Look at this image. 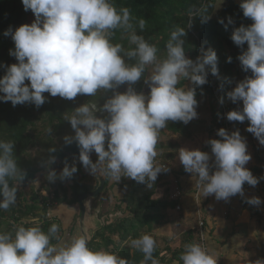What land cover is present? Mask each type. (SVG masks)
Listing matches in <instances>:
<instances>
[{
	"label": "clouds",
	"instance_id": "9594fccd",
	"mask_svg": "<svg viewBox=\"0 0 264 264\" xmlns=\"http://www.w3.org/2000/svg\"><path fill=\"white\" fill-rule=\"evenodd\" d=\"M21 4L34 20L3 32L13 41L9 55L16 63L3 65L0 102L40 108L49 96L69 101L78 96L92 98L64 116L73 130L72 135L62 137L64 144L75 142L79 164L89 174L102 173L117 182L126 177L151 188L158 175L169 170L155 163L160 131L169 121L187 125L198 118L196 86L207 84L209 74L219 77L213 48H201L195 60L185 54V29L191 27L193 17L198 16L202 24L211 19L208 5L193 12L186 27L177 26L170 32L161 56L155 44L138 34L145 29L146 20L134 23L129 8H117L115 0H21ZM239 8L251 23L234 27L230 38L242 49L237 56L241 70L251 75L226 92L229 101L242 102V106L223 116L229 122L247 120L245 130L264 146V0H239ZM218 23L227 30L234 20L226 16L218 18ZM116 30L127 33L129 47L113 42ZM226 61L231 63L232 57ZM141 80L148 86L147 94L134 87ZM121 86H125L123 91L118 90ZM100 96L105 97L103 103L97 102ZM218 102L223 104L224 98ZM47 134H52L51 127ZM216 134L220 139L205 141L211 156L198 148H181L179 163L196 177L202 197L227 202L239 195L247 204L259 207L264 203L260 197L244 194L245 183L255 187L260 180L246 167L252 159L246 138L239 129L221 127ZM48 151L55 153L56 148ZM210 160L215 166L212 171ZM55 162L56 156L49 155L44 165L50 182L71 179L78 171L76 163L65 160L58 173L50 167ZM26 176L14 155V142L0 139V210L15 205ZM59 230L53 223L47 231L39 225H20L14 233L0 231V264H129L115 252L90 247V238L83 235L63 245L54 244ZM129 245L143 254L141 264H158L152 235L131 238ZM180 260L182 264H217L197 242L185 245Z\"/></svg>",
	"mask_w": 264,
	"mask_h": 264
},
{
	"label": "trees",
	"instance_id": "16d2710c",
	"mask_svg": "<svg viewBox=\"0 0 264 264\" xmlns=\"http://www.w3.org/2000/svg\"><path fill=\"white\" fill-rule=\"evenodd\" d=\"M117 8H129L135 21L143 18L146 20L145 29L138 34L143 35L149 42L155 44L159 51V55L165 54V44L169 39L170 32L177 26L186 27L190 22L193 12L200 9L203 5H208V13L211 19L202 24L200 18L193 17L191 27H186L187 35L185 36V54L191 55L192 59H196L201 54V48L211 47L216 51L218 56L219 77L208 75V83L203 86H196V99L208 98L210 101V110L212 119H218V127L221 128V105L214 98V92L219 94V98H224V104L228 108L238 109L242 106V102L233 104L228 100L226 92L235 86V83L242 80L250 72L245 73L241 70L237 56L242 49L234 44L231 40V32L234 27L240 24L247 25L251 23L250 19L245 18L239 8V0H115ZM231 16L234 20L233 25H229L228 29L218 23V18ZM34 20L32 12L24 11L21 0H0V75L4 74L3 65L16 63L13 56L9 55V49L14 48L13 41L10 36H4L3 32L11 26L13 29L23 23H31ZM225 22H227L225 20ZM114 43H122L126 48L129 47L127 41V33L116 30L113 36ZM247 45H244L246 48ZM231 56L232 61L228 63L226 58ZM27 82V81H26ZM185 82V81H184ZM183 82V83H184ZM144 85L143 80L138 81L134 87L137 91H142ZM222 85V86H221ZM125 86H121L119 91H123ZM48 96L47 93H45ZM111 95V92L107 93ZM104 96L97 98L98 103H103ZM92 99L87 96H78L74 101L64 100L60 97H48V100L40 108H36L32 104H23L13 107L10 102H0V139L14 142V155L18 165L27 173L26 179L21 185L33 183L35 175L44 166L49 155H55L59 164L55 165L57 172L63 167L64 161L69 164L76 163L77 173L71 179H67L70 183V199L67 198V189L63 187V182L57 186L61 190L62 196L57 191L50 196H30V200H26L23 192L18 189L17 200L15 205L10 206L8 210H0V231L15 232L17 226L25 227L39 225L43 230L47 231L51 224L59 225L56 219H47L45 212L53 203L55 204H77V198L82 193H87L96 188H90L85 179L86 172L78 161V148L75 142L71 145H65L62 137L72 135L73 130L68 121L64 120L65 115H70L73 108L81 103ZM229 101V104L226 101ZM227 103V104H226ZM220 113V116H217ZM191 122L187 125L182 122L169 121L168 125L162 129L172 134L189 137L191 134ZM234 129L243 131L248 138L255 137L247 132L246 126L248 121L230 122ZM51 127L52 134H47V129ZM210 130V129H209ZM212 133V132H211ZM217 131L213 138L220 139ZM55 147V153H49L48 149ZM205 147L210 148L207 144ZM161 143H157L156 149H165ZM33 151V153H32ZM173 158V154L166 156ZM92 160L97 159L96 154H91ZM158 166H170L163 161ZM213 167L210 171L214 170ZM252 174L260 178V183H264L262 176L264 175V158L259 157L257 165L250 168ZM158 176L151 188L145 184H139L131 179L126 182V177H122L119 184L121 189L126 191L122 198L112 207V211L121 210L125 212L123 216L116 220H109L106 216L97 212V217L101 220V225L93 232L89 240V246L95 249H105L117 253L120 257L129 261V264H141L143 254L129 245L131 238H137L142 234H150L157 242L156 249L153 253L158 264H182L180 260L181 253L184 251L185 245L197 242L198 236L195 227L187 229L179 234L177 246H170L166 240L157 237L153 230L156 226H161L168 222L166 216L167 209L175 208V201L167 197L160 199L153 197L156 194V186L161 179L167 175L168 171ZM181 173V172H180ZM105 182L101 190L104 195L108 186L110 177L103 175ZM11 183H15L12 181ZM245 185H248L245 183ZM244 185V186H245ZM259 183L256 185L258 186ZM264 187V184H262ZM259 187V186H258ZM262 191V190H261ZM263 192V191H262ZM102 197V196H101ZM123 207V208H122ZM252 215L260 221L258 211L250 209ZM24 218L36 219L31 222ZM260 218V219H259ZM36 221V222H35ZM206 233L209 235V229L204 222ZM59 239H53L54 244H58L62 238L63 231L59 225ZM207 246V242H206ZM150 264V262H149Z\"/></svg>",
	"mask_w": 264,
	"mask_h": 264
},
{
	"label": "crops",
	"instance_id": "0c3cea01",
	"mask_svg": "<svg viewBox=\"0 0 264 264\" xmlns=\"http://www.w3.org/2000/svg\"><path fill=\"white\" fill-rule=\"evenodd\" d=\"M240 133L246 138L248 152L252 156L246 165L250 169L258 164L264 150L262 155V152L257 150L255 140L248 139L243 131ZM199 149L209 152L211 156L210 148L204 146ZM178 153L173 154L171 161V158L165 160L167 165H170L168 172L173 176L178 191L177 194L175 192L167 197L175 201V208L166 210L168 222L156 226L153 233L166 240L170 246H177L179 234L195 227L199 216L206 222L210 231L209 235L205 236V243L207 242V251L217 259V264H264V221L260 218L259 221L250 211L254 208L259 216L264 218L263 203L259 207L252 206L239 195L231 197L227 202L217 201L213 196L202 197L200 190L196 201V177H191L190 173L184 171L179 163ZM209 163L211 165L213 161L210 160ZM262 181L264 182L263 176ZM258 186H243L245 197L258 196L264 201V196L258 193ZM163 198L166 197H160ZM176 206H180V209L176 210ZM59 244L61 243L57 245Z\"/></svg>",
	"mask_w": 264,
	"mask_h": 264
},
{
	"label": "rangeland",
	"instance_id": "374dc122",
	"mask_svg": "<svg viewBox=\"0 0 264 264\" xmlns=\"http://www.w3.org/2000/svg\"><path fill=\"white\" fill-rule=\"evenodd\" d=\"M238 2V0H235ZM190 58H192L191 55H186ZM195 60V59H193ZM184 84H188L187 81L184 82ZM148 86L144 85L143 90L145 94L148 92ZM199 101V105L197 108L198 112V118L192 120V125L190 127L191 134L190 136L184 137L182 135L172 134L170 132L161 130L158 137V143H161L163 146H165V149H156L157 150V157L155 160L156 165L158 166L165 160H169L170 158H167V155H177L180 148H203L207 145L205 141H207L209 138H213V135L217 131L218 127V119H212V114L210 108V101L208 98H199L197 99ZM229 104V101H226ZM226 103V104H227ZM210 129V130H209ZM212 132V133H211ZM256 147L257 150L263 151L264 146H261L257 140ZM260 152V154H261ZM33 153V151H32ZM263 155V152H262ZM264 158V155H263ZM172 158L169 160L171 161ZM174 160V159H173ZM59 164V161H56L55 164H52L50 167L55 168V165ZM45 165V164H44ZM85 171V169L83 168ZM46 172L47 169L45 166L41 167V169L38 171V173L35 175V179L33 183H27L26 185H20L19 189L23 192L24 197L26 200H30V196L33 195H39V196H50L52 197L55 191H57L59 196H62L61 190L58 188V184L62 183L61 180L56 179L54 182H50L46 178ZM86 172V171H85ZM59 173V172H58ZM87 174V173H86ZM161 174H164L161 172L158 176ZM100 177L103 178L102 173H98ZM171 174L168 172L166 176H164L161 181L157 184L156 188V194L153 197H168L170 194H174L177 192L176 185L173 180V176H170ZM264 178V175H263ZM166 180L165 182H163ZM129 179L126 178V182H128ZM262 181V180H261ZM86 184L93 188L97 185L98 180L96 179L95 175H88L85 179ZM122 178L119 182L115 181L114 179L110 178L108 182V186L106 189V192L104 195H101L102 197H96V198H86L83 203L85 206V216L83 220V226L84 227V233L86 237H89L91 239L93 232L98 229L101 225V220L97 217V212L100 213V215L106 216L109 220H116L119 217L124 215L123 209L112 211V207L118 203V201L122 198L124 193V189L122 190L119 184H121ZM63 187L67 189V198L70 199V191H69V185L70 183L67 181H64ZM170 184V186H169ZM258 193H261L264 196V187L262 186V183L259 181V187H258ZM263 192H262V191ZM90 192V191H89ZM264 206V203H263ZM123 208V207H122ZM79 205L78 204H52L49 206L47 211L45 212V217L47 219H56L61 226V229L63 231L62 238L58 243H61L59 245L66 244L71 241V239L77 235H83L82 231L79 228ZM260 218L262 221H264V218L262 215H260ZM24 220H28V222H31L36 219L31 218H24ZM36 222V221H35ZM89 239V240H90ZM174 247V244H173Z\"/></svg>",
	"mask_w": 264,
	"mask_h": 264
},
{
	"label": "built area",
	"instance_id": "2783aa9c",
	"mask_svg": "<svg viewBox=\"0 0 264 264\" xmlns=\"http://www.w3.org/2000/svg\"><path fill=\"white\" fill-rule=\"evenodd\" d=\"M214 98L219 101V94L217 92H214ZM221 127L229 130V131H232L233 130V126L231 125V123L226 119L224 118L223 114L226 113L228 111V108L226 107V105L223 103L221 104ZM212 167L210 168V170L215 167L214 164H211ZM178 193V191L176 192V194ZM198 194H199V189L196 187L195 188V200L197 201L198 200ZM180 209V206H176V210H179ZM195 228L197 230V236H198V243L204 247L206 250H207V246H206V243H205V231H206V228H205V224H204V221L202 220L201 217L198 216L197 218V221H196V225H195Z\"/></svg>",
	"mask_w": 264,
	"mask_h": 264
},
{
	"label": "water",
	"instance_id": "95a60500",
	"mask_svg": "<svg viewBox=\"0 0 264 264\" xmlns=\"http://www.w3.org/2000/svg\"><path fill=\"white\" fill-rule=\"evenodd\" d=\"M98 115H104L103 113H99ZM86 171V170H85ZM86 173L88 175H91L89 174L88 171H86ZM96 179L98 180V185L96 186V188L90 192H87V193H82L78 196L77 198V204L79 205V228L80 230L82 231V234L83 236H86L85 233H84V226H83V220H84V216H85V206H84V203L83 201L86 199V198H96L99 196L103 186H104V182H105V179L104 177H100L99 175H96L95 176Z\"/></svg>",
	"mask_w": 264,
	"mask_h": 264
},
{
	"label": "flooded vegetation",
	"instance_id": "af4514ba",
	"mask_svg": "<svg viewBox=\"0 0 264 264\" xmlns=\"http://www.w3.org/2000/svg\"><path fill=\"white\" fill-rule=\"evenodd\" d=\"M98 197H101V192H100V194H99V196Z\"/></svg>",
	"mask_w": 264,
	"mask_h": 264
}]
</instances>
